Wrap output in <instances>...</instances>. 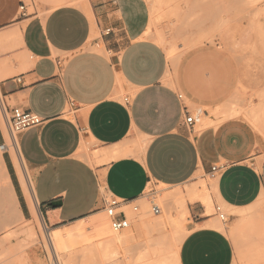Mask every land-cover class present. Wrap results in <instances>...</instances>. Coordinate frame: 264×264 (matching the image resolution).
Here are the masks:
<instances>
[{
	"label": "crops",
	"instance_id": "0c3cea01",
	"mask_svg": "<svg viewBox=\"0 0 264 264\" xmlns=\"http://www.w3.org/2000/svg\"><path fill=\"white\" fill-rule=\"evenodd\" d=\"M151 14L148 0H0V40L15 38V51L31 57L24 70L13 58L1 99L8 112L19 105L44 118L1 152L17 218L40 240L27 248L26 264L50 263L40 226L76 225L104 213L107 195L128 205L150 183L176 185L197 174L215 178L211 198L231 213L221 227L212 207L189 200L176 264H264V219L250 220L264 200V140L244 118L216 121L242 80L237 58L220 41H206L173 65L147 36ZM70 100L74 111L66 112ZM188 101L214 106L207 114L214 122L189 125ZM4 123L0 144L8 140ZM219 160L228 165L216 173ZM117 257L100 264H125ZM148 257L134 264H154Z\"/></svg>",
	"mask_w": 264,
	"mask_h": 264
},
{
	"label": "rangeland",
	"instance_id": "374dc122",
	"mask_svg": "<svg viewBox=\"0 0 264 264\" xmlns=\"http://www.w3.org/2000/svg\"><path fill=\"white\" fill-rule=\"evenodd\" d=\"M28 1L30 2V0ZM148 1L151 4L152 17L147 29V36L150 35L149 37L165 47L171 63H176L186 50L206 41L213 43L220 41L234 54L241 68L242 80L235 92L219 107H222L220 110L229 108L238 112L235 113V116H233L234 114L231 116L228 111H223L222 118L216 117V121L230 117L244 118L264 140V0ZM98 35L99 33H95L93 37ZM17 46L15 38L12 41L0 40V61H7L5 64L8 66L6 67H9L11 64L13 65L12 60L18 54V60L21 63L19 69L24 70L27 61L31 59L30 53H25L22 50L17 53L15 51ZM94 48L108 53L103 44L101 46L95 44ZM174 57H176L175 60ZM5 72L6 77L13 73L7 68ZM2 77L0 78L3 79L4 77ZM188 103L191 102L188 101ZM191 104L193 107L200 105ZM201 106L205 112L197 129L214 122L210 117L207 118V114L212 112L213 106ZM257 118L260 120L257 121ZM11 149L14 150L13 147ZM89 151L88 144L84 153ZM1 152L0 149V154ZM214 181V177L204 178L197 174L187 182L176 185L150 183L149 188L141 196L150 201L148 207H145V210L140 214L129 211L131 209L126 211L127 214L131 212V215L128 214L131 224L129 228L122 231L132 232L135 238H131L126 246L119 248V255L116 259L125 264H134L138 255L147 254L149 261L154 264H176L175 251L179 246V241L186 235L185 222L189 215V213H185L181 200L186 202L184 207L188 206L187 202L193 200L191 195L194 188L203 189L205 185H208L212 194ZM154 203L161 207V212L156 214L153 211ZM215 204L213 202L211 212H214ZM219 204H222L227 214L230 215L231 209L220 201ZM0 209V264H26L27 248L35 243L40 244V240L36 232L26 234L23 231L26 223H20L17 218V210L1 166ZM103 214L107 220L108 233L112 236L117 235V232H113L110 228L106 212ZM259 219H264V200L255 208L254 214L250 218L252 223ZM218 220L223 224L219 218ZM42 227L40 226V232L50 263L56 260L55 254H57L63 264L65 259V264H82L85 247L89 246L90 242L96 244L100 240L95 228H87L75 235L81 241L74 242V238L69 237L66 240L67 245L62 243L64 241H56V245H53L54 249L52 244L47 242L46 232ZM70 255L77 257H74V261L67 262ZM50 263L46 262V264Z\"/></svg>",
	"mask_w": 264,
	"mask_h": 264
},
{
	"label": "bare ground",
	"instance_id": "6f19581e",
	"mask_svg": "<svg viewBox=\"0 0 264 264\" xmlns=\"http://www.w3.org/2000/svg\"><path fill=\"white\" fill-rule=\"evenodd\" d=\"M170 55H171V51H170ZM175 59H176V57H174V60ZM4 61L5 60H1L0 61V77H2V76L4 77L5 74H6L5 69L7 68V70H8L9 67L11 66L10 65L9 67H6V66H8V65H6L7 61H5V62ZM173 65H175V63ZM212 109H214V108H212ZM219 109H221V108H219ZM223 111H228V114H230L231 116H232V114H234L233 116H235V113L238 112L235 109H229V108L225 109V110H222V111H219V112L216 111L217 115H218V118L219 117L222 118ZM0 118H1L2 123L4 125L5 124L4 123L5 118H4V115H3L2 104H1V91H0ZM259 120L260 119H258L257 121H259ZM141 144L142 143H140V147H141ZM139 149H141V148H139ZM128 152H129V150H128ZM1 160H2V157H1V154H0V161ZM191 196H192L193 200L202 199L207 205L212 207L213 200L211 198V194H210V190L208 188V185H205L203 187V189L194 188ZM148 202H150V201H147V199H145V198H141V199H139V200H137V201H135V202H133L131 204L125 205L124 208H126V211L128 209H131L129 211H132V212L140 214L143 210H145L144 209L145 207L146 208L148 207L147 206ZM185 203L186 202L184 200H181V204L183 205V208H185V213H189V208H188V206H186L187 204L185 205L186 207H184ZM130 213L131 212H128V214H130ZM135 213H133L134 216H135ZM37 220H38V218H37ZM106 223H107V220H106L105 215L103 213H99V214H95L93 217H91V218H89V219H87V220H85V221H83V222H81L79 224L71 225V226H67V227H62L61 229H58V230H53L52 228L48 227L46 224L42 228H44V230L46 232L45 234H46L47 242H50L52 244L53 248L56 245L55 244L56 241L57 242L64 241L62 243L67 245L66 240L69 237H73L74 238V242H79V241H81L80 238L78 236H75V235H78V233L81 230H85V229L91 228V227L95 228L97 236H99V238H100L99 243L97 242L98 243V245H97V243L93 244L92 242H90V245L85 247L84 252H83L82 264H100V263H103V262L110 261V260L114 259L115 257H117L119 255V248L121 246H126L127 242L131 238H135V237H133L134 234L132 232L131 233L130 232L127 233L125 231H121V232L118 231L117 235H113V236L110 235L108 233L107 224ZM217 225L222 227V223L221 222H219ZM34 227L35 226H33L32 224H29L27 227H25L23 229V231L26 232V233L32 234V233L35 232V228ZM124 230H126V229H124ZM113 232H115V231H113ZM55 255H56V260L55 261L60 263V264H63V262H61V259H59V256L57 254H55ZM74 257H75V255L74 256L70 255L68 260H67V262L68 261H74V259L77 256L75 258ZM65 262H66V259H65ZM65 262H64V264H65Z\"/></svg>",
	"mask_w": 264,
	"mask_h": 264
},
{
	"label": "built area",
	"instance_id": "2783aa9c",
	"mask_svg": "<svg viewBox=\"0 0 264 264\" xmlns=\"http://www.w3.org/2000/svg\"><path fill=\"white\" fill-rule=\"evenodd\" d=\"M24 6L25 4L23 3L21 7L23 8ZM111 30H112L111 27H107L105 28L104 31L105 33H108ZM17 80L18 81L21 80V77L18 76ZM179 97L184 98L185 97L184 93L179 92ZM123 99L126 103H130L131 101V98L129 95H124ZM1 104H2V110H3L4 117L8 124V129H7L8 140L0 144V149L6 150L8 148H11V147L15 148L17 146L19 133L27 130L28 128L32 126L40 125L41 123H43L44 118L37 112L24 109L19 105L13 106L10 112H8L2 99H1ZM74 105H75V101L70 100V103L66 109V112H73ZM204 112H205V109L201 105L193 107L192 104L188 102L184 105V113H185L184 119L189 125H193L197 122H200L201 121L200 119L202 115L204 114ZM227 165H228V162L226 160H219L212 165V170L216 173H220L224 169L227 168ZM104 200L106 203L104 211L109 217L110 228L115 232L122 231L124 229L129 228L131 224V220L124 208L125 200L113 194L105 196ZM152 209L156 214L161 212V207L156 203L153 204ZM214 209L215 210L213 213L222 222L228 221L229 215L227 214V211L225 210L222 204L216 203L214 205ZM50 264H60V263L54 260Z\"/></svg>",
	"mask_w": 264,
	"mask_h": 264
}]
</instances>
